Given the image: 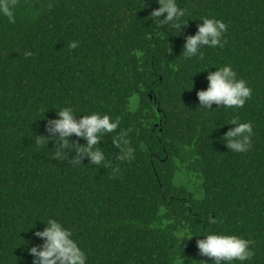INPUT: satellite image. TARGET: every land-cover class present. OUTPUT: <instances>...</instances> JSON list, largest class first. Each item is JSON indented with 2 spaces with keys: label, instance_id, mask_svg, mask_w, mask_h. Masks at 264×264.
Masks as SVG:
<instances>
[{
  "label": "trees",
  "instance_id": "trees-1",
  "mask_svg": "<svg viewBox=\"0 0 264 264\" xmlns=\"http://www.w3.org/2000/svg\"><path fill=\"white\" fill-rule=\"evenodd\" d=\"M177 3L181 32L157 26L158 0H16L15 23L0 14V264H33L51 218L87 264H215L198 248L211 233L251 240L244 264H264V0ZM203 17L228 25L227 43L187 59ZM227 64L251 99L201 107L209 72ZM64 107L119 120L97 145L106 164L78 156L75 134L56 157L49 122ZM233 119L252 123L246 152L223 139ZM128 129L133 158L121 160L113 139Z\"/></svg>",
  "mask_w": 264,
  "mask_h": 264
},
{
  "label": "clouds",
  "instance_id": "clouds-1",
  "mask_svg": "<svg viewBox=\"0 0 264 264\" xmlns=\"http://www.w3.org/2000/svg\"><path fill=\"white\" fill-rule=\"evenodd\" d=\"M159 8L151 12V17H164L157 20V26L170 24L172 29L179 30L187 25L184 20L187 10L179 7L177 0H158ZM16 0H0V14L6 16L10 23H15L14 9ZM167 14L166 17L164 14ZM200 21L198 33L189 36L184 46L183 57L191 59L197 57L204 59V53L201 51L204 47L217 48L223 47L226 40L222 42L224 34L228 30V25L220 19L203 17ZM69 47L75 49L77 42H72ZM215 72H209L207 79L210 86L206 91H200L198 98L200 106L212 109V104L224 105L225 108L238 109L244 107L247 100L252 97V89L244 79H238L237 73L231 64L216 68ZM219 108V107H218ZM58 119L50 121L54 127L49 128L50 133H59L54 137L57 148L56 157H64L65 149L72 148L71 137L75 134L86 140L84 147L77 148L78 156L87 155L90 157V163L100 165L107 163L104 152L100 150V142L105 135L116 133L119 126V120L110 118L109 115L93 113L91 115H82L77 120L72 107H64L57 112ZM230 124H235L234 130H230L223 137L228 142V146L235 152H246L252 147L251 138L254 135L253 126L250 121L239 123L233 119ZM131 129L119 130L116 134L117 139H113L116 148L120 149V159H132L134 149L127 147L128 133ZM48 142V138H46ZM71 141V144L68 141ZM59 141V143H57ZM41 141L38 139L37 143ZM73 164H80V160L74 159ZM114 171H119L115 169ZM215 219L210 218L209 223H215ZM46 229L42 232H36L35 235L46 238L41 246H33L29 249L34 257L33 264H87V253L80 246L79 242L73 238V232L70 228L55 218H51L45 223ZM206 238L198 241V248L202 256L209 259L215 258V264H233V261H250L255 252L253 251V242L236 235H225L211 233L204 235ZM194 237V236H193Z\"/></svg>",
  "mask_w": 264,
  "mask_h": 264
}]
</instances>
